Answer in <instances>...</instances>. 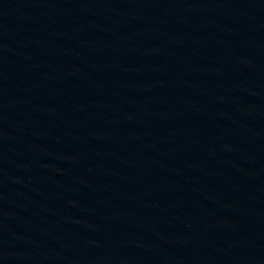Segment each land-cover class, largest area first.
<instances>
[{
	"label": "water",
	"instance_id": "1",
	"mask_svg": "<svg viewBox=\"0 0 264 264\" xmlns=\"http://www.w3.org/2000/svg\"><path fill=\"white\" fill-rule=\"evenodd\" d=\"M264 204V0H0V264H146Z\"/></svg>",
	"mask_w": 264,
	"mask_h": 264
}]
</instances>
